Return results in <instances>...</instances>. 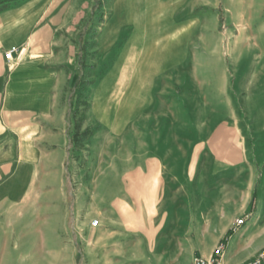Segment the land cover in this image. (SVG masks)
<instances>
[{
    "label": "crops",
    "instance_id": "0c3cea01",
    "mask_svg": "<svg viewBox=\"0 0 264 264\" xmlns=\"http://www.w3.org/2000/svg\"><path fill=\"white\" fill-rule=\"evenodd\" d=\"M167 1L173 2L161 3ZM197 1L179 0L180 10H172L170 19ZM72 4L73 0H0V264L9 259L11 241L25 240L22 222L31 212L25 199L62 195L64 165L73 160L66 89L76 59L65 33L68 21L80 14L72 11ZM135 15L133 0L117 2L116 34L106 45L105 34L106 48L113 47L123 25L135 21ZM164 32L154 35L152 45L136 38L144 37V31L134 34L126 55L96 87L93 119L103 121L109 97L126 85L123 111L116 98L117 116L133 122L115 128L105 124L94 136L96 198L103 201L104 181L111 177L121 182L119 196L126 200L120 204L131 212L154 214L144 225L120 220L116 227L120 235L155 230L143 253L149 264H194L195 256L210 257L220 244L222 264H243L264 248V56L235 66V85L246 110L259 119L254 133L250 127L244 138L239 137L238 146L231 139L219 141L226 149L221 153L212 139L221 140L226 127H218L209 142L213 127H184L182 109L183 94L189 92L203 102L210 100L216 63L199 61L193 46L191 52L184 51L181 29ZM12 48L17 50L8 60L5 53ZM218 69L219 90L225 91L230 70ZM111 82L112 93L103 105L97 90ZM195 142L202 144L198 158L191 153ZM117 152L124 154L122 160L115 159ZM240 218L245 221L237 225Z\"/></svg>",
    "mask_w": 264,
    "mask_h": 264
},
{
    "label": "rangeland",
    "instance_id": "374dc122",
    "mask_svg": "<svg viewBox=\"0 0 264 264\" xmlns=\"http://www.w3.org/2000/svg\"><path fill=\"white\" fill-rule=\"evenodd\" d=\"M67 1L63 0L64 3ZM118 1L73 0L72 11L79 12L80 17L68 21L70 29L65 33L75 49L76 59L66 89L71 103L68 122L71 125L73 160H68L64 165L62 195L25 199L24 204L31 210L25 213L22 222L26 231L25 240L16 239L8 244L9 259L5 264H149L143 253L148 252L147 240L155 230L142 228L120 235L116 233V227L120 226L117 224L120 220L144 225L146 220H154V214L131 212L129 206L120 204L126 200L119 196L121 182L111 177L104 181L103 201L95 195V134L105 124L115 128L133 122H127L126 116H117L116 98L120 102L119 110L123 111L121 108L126 106L122 100L127 97L126 85L112 95V82L104 89L97 90L102 104L111 95L109 104H103V121L97 122L91 115L93 98L98 84L111 74L113 66L126 55L134 34L144 31V37L136 38L152 45L155 34L166 29H181L184 51L191 52L193 46L199 51V61L216 63L215 91L210 100H198L191 92L183 94L184 127H213L208 139L210 142L218 127L225 126L227 131L221 133V140L212 139L215 151L221 153L226 149L219 141L231 139L232 144L238 146L240 136L244 138L251 129L254 133L259 118L246 110L235 85V66L255 62L264 56V0H198L190 10L178 11L172 19L170 12L179 8V0L167 1L166 4L161 0H133L135 21L130 25L124 24L121 37L113 47L106 48L104 44L116 34L113 19ZM192 38L196 40L194 43L191 42ZM218 68L230 70V74H226L230 84L224 86L225 91L219 90L222 86L218 84L221 82V70ZM179 89L181 95L183 89ZM250 135L253 136L252 133ZM200 143L195 142L191 151L192 156L197 158L201 153ZM123 157V153L117 152L115 159L122 160ZM193 166L192 163L188 164L187 171ZM35 208H39V211L35 212ZM94 220L99 221L98 227H91ZM14 248L18 249L12 253Z\"/></svg>",
    "mask_w": 264,
    "mask_h": 264
},
{
    "label": "built area",
    "instance_id": "2783aa9c",
    "mask_svg": "<svg viewBox=\"0 0 264 264\" xmlns=\"http://www.w3.org/2000/svg\"><path fill=\"white\" fill-rule=\"evenodd\" d=\"M16 48H12L8 50L5 53V56L8 60L12 58L13 53L16 51ZM244 218H240L237 220V225H240L244 223ZM92 227H98L99 226V221L94 220L91 223ZM223 253V245L220 244L214 251L213 255L210 257H203V256H195L194 258V264H222L221 261V256ZM243 264H264V248L251 260L243 263Z\"/></svg>",
    "mask_w": 264,
    "mask_h": 264
}]
</instances>
